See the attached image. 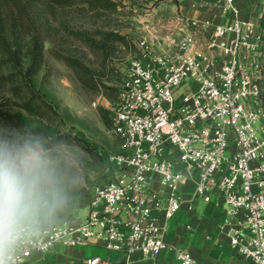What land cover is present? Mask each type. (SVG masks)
Returning a JSON list of instances; mask_svg holds the SVG:
<instances>
[{
  "label": "built area",
  "instance_id": "2783aa9c",
  "mask_svg": "<svg viewBox=\"0 0 264 264\" xmlns=\"http://www.w3.org/2000/svg\"><path fill=\"white\" fill-rule=\"evenodd\" d=\"M219 3L225 20L212 30L178 17L166 27L179 40L137 42L111 120L122 154L110 157L85 217L49 235L43 249L25 250L20 264L57 245L101 246L124 253L126 264L134 254L155 259L169 248L165 234L190 184L191 203L216 194L226 207L220 231L231 249L264 264V31L237 0ZM175 251L176 264H201Z\"/></svg>",
  "mask_w": 264,
  "mask_h": 264
},
{
  "label": "rangeland",
  "instance_id": "374dc122",
  "mask_svg": "<svg viewBox=\"0 0 264 264\" xmlns=\"http://www.w3.org/2000/svg\"><path fill=\"white\" fill-rule=\"evenodd\" d=\"M185 1L32 0L25 28L10 41L20 48L19 62H7L0 50V119L37 133L71 136L89 154L90 175L72 220L85 217L92 188L110 173V157L122 154L111 120L137 42L163 44L167 24L182 17ZM189 1L213 15L221 0ZM255 3L258 18L256 6H263V14L264 0ZM35 37L43 44V60L29 75Z\"/></svg>",
  "mask_w": 264,
  "mask_h": 264
},
{
  "label": "clouds",
  "instance_id": "9594fccd",
  "mask_svg": "<svg viewBox=\"0 0 264 264\" xmlns=\"http://www.w3.org/2000/svg\"><path fill=\"white\" fill-rule=\"evenodd\" d=\"M77 140L0 119V264H20L72 220L90 175Z\"/></svg>",
  "mask_w": 264,
  "mask_h": 264
},
{
  "label": "crops",
  "instance_id": "0c3cea01",
  "mask_svg": "<svg viewBox=\"0 0 264 264\" xmlns=\"http://www.w3.org/2000/svg\"><path fill=\"white\" fill-rule=\"evenodd\" d=\"M255 2L257 0H237V4L246 13L248 12L246 17L260 24L263 6H256L259 10V16L256 18ZM183 4L185 5H181L180 8L182 17L205 22L209 30L225 20L220 10L211 15L201 12L189 0ZM173 41L174 39L169 35L166 36L163 44L169 45ZM194 190V185L190 184L187 188L186 202L181 211L169 222L168 231L165 234V242L169 248L155 259H147L140 254H134L130 257L129 264H176V248L188 250L201 264H252L231 249L228 239L220 231L226 207L219 196L207 195L191 203ZM201 203L205 208H200ZM92 257H101L111 264H126L127 262V256L124 253L109 252L97 245L88 248L57 245L45 253L34 252L25 264H86V260Z\"/></svg>",
  "mask_w": 264,
  "mask_h": 264
},
{
  "label": "trees",
  "instance_id": "16d2710c",
  "mask_svg": "<svg viewBox=\"0 0 264 264\" xmlns=\"http://www.w3.org/2000/svg\"><path fill=\"white\" fill-rule=\"evenodd\" d=\"M31 3L32 0H0V50L6 55L7 62H19L20 48L14 47L16 43L11 42L12 40L14 42L16 35L25 28L30 15ZM260 26L264 31V8ZM43 50L42 42L35 37L29 51V75L39 71L43 60ZM262 101L264 105V81L262 83Z\"/></svg>",
  "mask_w": 264,
  "mask_h": 264
}]
</instances>
